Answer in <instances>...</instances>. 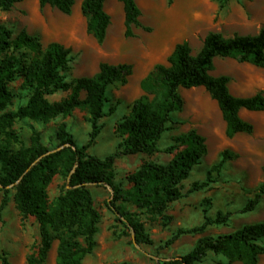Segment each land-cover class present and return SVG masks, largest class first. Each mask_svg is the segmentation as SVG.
<instances>
[{
	"label": "trees",
	"instance_id": "1",
	"mask_svg": "<svg viewBox=\"0 0 264 264\" xmlns=\"http://www.w3.org/2000/svg\"><path fill=\"white\" fill-rule=\"evenodd\" d=\"M22 1L0 0V9L10 10ZM119 1L124 7L125 35L132 37L133 27L141 26V9L136 0ZM167 1L169 5L174 2ZM214 1L223 8L229 0ZM105 2H82L87 31L100 44L105 41L111 24ZM39 3L41 8L49 5L71 14L76 0H39ZM23 48L36 50L37 54L22 62L17 52ZM219 57L264 68V27L255 34L236 33L229 37L217 31L209 32L197 53L188 41L177 43L168 63H157L143 78L141 87L145 93L133 101L129 113L117 123L116 130L122 137L117 151L100 157L87 150L101 133L100 121L108 115L105 107L109 88L118 83L127 84L133 74V65L101 62L99 71L92 76L70 77L74 60L70 48L58 41L43 48L39 36L25 29L15 36L14 30L0 21V214L12 195L22 216H33L38 221L41 243L30 254L27 264H47L56 240L59 242L57 264H83L94 252L101 213L90 187L93 184L111 188L112 198L108 205L117 219L132 231L137 243H154L151 233L139 219L138 211L166 217L164 211L187 195L183 183L206 156V138L196 128L175 135L173 143L166 148L173 157L165 163L143 162L127 175L131 183L129 188L115 182V161L123 155L161 151L162 136L179 123L175 113L184 108L181 88L204 87L210 93L222 112L229 138L239 133L252 134L255 126L241 116V110L264 111V92L260 90L249 96L233 94L229 86L231 77L212 73ZM17 79H21L20 88L27 91V99L16 109H9L14 97L10 83ZM60 90L68 91V96L51 101L49 96ZM82 93H85L83 98ZM76 108L87 110L92 125L90 140L84 146L77 145L65 128L59 131L61 143L55 148L45 145L37 130L27 145L15 126L19 120L47 122L61 115H71ZM234 157L237 154L229 148L222 150L219 160L208 171L207 180L194 182L188 192L209 186L212 172H221L226 162ZM58 174L67 180V188L50 200L49 187ZM253 195L244 211L254 210L262 201L264 177ZM206 211L201 225L178 228L166 245H172L183 234L203 232L209 225L226 224L229 220V215L222 211H218L215 218L208 216ZM210 251L224 255L231 262L259 264L264 255V221L245 224L226 234L202 236L190 251L166 259L162 264H198ZM0 261L1 264H12L5 254H0Z\"/></svg>",
	"mask_w": 264,
	"mask_h": 264
},
{
	"label": "rangeland",
	"instance_id": "2",
	"mask_svg": "<svg viewBox=\"0 0 264 264\" xmlns=\"http://www.w3.org/2000/svg\"><path fill=\"white\" fill-rule=\"evenodd\" d=\"M136 1L142 12L141 26H134V36L127 37L123 4L119 0H106L105 9L111 15V24L102 44L87 31V18L82 12L83 0H76L71 14H65L49 5L41 8L39 0H23L10 10L0 9V21L12 28L15 36L25 29L40 37L43 48L53 41L70 48L74 56L70 77L92 76L99 71L101 62H126L133 65V74L127 84L118 83L109 88L105 107L108 115L100 121L101 133L87 150L100 157L117 151L122 141L116 130L117 123L129 113L133 101L145 93L141 87L143 78L157 63H168V57L177 43L188 41L193 52L197 53L209 32L217 31L229 37L236 33L255 34L264 27V0H229L223 8L214 0H174L171 5L167 0ZM36 54V50L28 48L17 52L22 62ZM212 73L216 76H230V90L235 95L248 96L260 90L264 92L262 67L230 57H219L215 60ZM20 85L21 79L10 83L14 97L9 109H16L26 102L27 91L22 90ZM180 93L185 101L184 108L180 113H175L179 123L162 136L159 144L161 151L117 158L115 182L129 188L131 183L127 175L136 171L143 162H168L173 154L168 153L166 148L173 143V137L196 128L205 136L208 152L183 183V191L187 195L164 211L166 217H154L138 211L139 219L144 222L154 240L149 245L137 243L132 231L117 219L108 205L112 198L111 188L90 185L96 207L101 213V221L97 247L84 259L83 264H162L166 259L190 251L202 236L226 234L245 224L264 221V197L254 210L244 211L246 203L253 198L254 190L264 177V111L242 109L241 116L254 124V132L239 133L229 138L218 103L204 87L181 88ZM68 94V91L60 90L50 95L49 99L62 100ZM83 97L85 93H82ZM110 108H113L112 112ZM88 116L86 109L76 108L71 115H61L47 122L19 120L15 126L27 145L37 130L42 142L55 148L61 143L58 133L61 128H65L77 145L84 146L88 144L92 131ZM226 148L236 153L237 157L228 160L221 172H212L209 186L188 192L194 182L203 183L207 180L208 171ZM66 188L65 177L56 175L49 187L50 200ZM206 209L207 215L212 218L216 217L218 211L229 215L228 222L209 225L203 232L183 234L172 245H166L178 228L201 225ZM40 243L38 221L33 216L24 218L11 195L0 214V254L7 255L12 264H27L28 257L37 250ZM58 243V240L54 242L47 264H57ZM198 264L244 263L231 262L224 255L210 251ZM259 264H264V255L260 257Z\"/></svg>",
	"mask_w": 264,
	"mask_h": 264
},
{
	"label": "bare ground",
	"instance_id": "3",
	"mask_svg": "<svg viewBox=\"0 0 264 264\" xmlns=\"http://www.w3.org/2000/svg\"><path fill=\"white\" fill-rule=\"evenodd\" d=\"M136 72H137V70H136ZM139 73H140V71H139ZM143 73V72H142ZM142 73H141V75H142ZM139 75V74H138ZM137 76V73L135 74V77Z\"/></svg>",
	"mask_w": 264,
	"mask_h": 264
},
{
	"label": "crops",
	"instance_id": "4",
	"mask_svg": "<svg viewBox=\"0 0 264 264\" xmlns=\"http://www.w3.org/2000/svg\"><path fill=\"white\" fill-rule=\"evenodd\" d=\"M249 96V95H248ZM178 113H180V112H178ZM176 119H177V117H176ZM178 135V134H177Z\"/></svg>",
	"mask_w": 264,
	"mask_h": 264
}]
</instances>
